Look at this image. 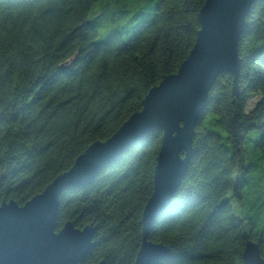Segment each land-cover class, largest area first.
<instances>
[{
    "label": "trees",
    "instance_id": "obj_1",
    "mask_svg": "<svg viewBox=\"0 0 264 264\" xmlns=\"http://www.w3.org/2000/svg\"><path fill=\"white\" fill-rule=\"evenodd\" d=\"M98 1L0 0V204L23 205L139 111L188 56L205 2L146 0L98 40V19L137 0H101L88 18ZM237 49L238 93L229 73L209 91L187 173L148 235L170 255L151 264H241L248 241L264 258V167L246 158L248 143L264 152V0L251 5ZM161 137L155 131L91 184L61 193L56 230L97 227L82 264H133Z\"/></svg>",
    "mask_w": 264,
    "mask_h": 264
},
{
    "label": "water",
    "instance_id": "obj_2",
    "mask_svg": "<svg viewBox=\"0 0 264 264\" xmlns=\"http://www.w3.org/2000/svg\"><path fill=\"white\" fill-rule=\"evenodd\" d=\"M256 1L205 0L188 56L176 73L166 75L148 91L139 111L108 139L90 144L70 169L23 205L14 200L2 201L0 264H82L94 247L97 227L91 223L80 229L68 221L56 230L61 193L91 184L102 169L155 131L162 132L161 145L154 168L153 192L142 212L141 244L133 264H151L169 257L167 246L148 240L150 228L187 173L195 127L218 76L231 74L232 93H238V41ZM241 264H264L258 244H245Z\"/></svg>",
    "mask_w": 264,
    "mask_h": 264
},
{
    "label": "rangeland",
    "instance_id": "obj_3",
    "mask_svg": "<svg viewBox=\"0 0 264 264\" xmlns=\"http://www.w3.org/2000/svg\"><path fill=\"white\" fill-rule=\"evenodd\" d=\"M100 2H101V0H99L95 4V6L90 11L88 18H91L93 10H95V8L99 6ZM146 3H147L146 0L128 1V2H126L128 10H129L127 13H121L120 10L124 9L121 7L117 8L115 10L105 12L103 14V16L98 19V22H97V27H96V30L98 32L97 33L98 34L97 39L98 40L107 39L115 30H118L127 21L128 17L132 13H134L136 10H138L142 7H145ZM258 98L259 97L257 95H253L250 97V99L247 103V109L248 110L254 106V104L257 102ZM252 147H253L252 143H248L246 146V150H247L246 158H247V160L255 158V157H261V160H260L261 167H264V152L259 151V152L255 153V152H253ZM229 195L230 194H228L227 197H229Z\"/></svg>",
    "mask_w": 264,
    "mask_h": 264
}]
</instances>
